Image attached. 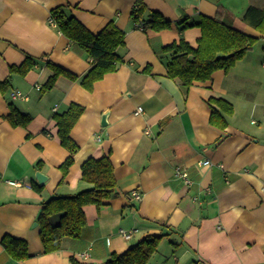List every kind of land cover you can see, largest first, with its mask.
<instances>
[{"label": "crops", "instance_id": "crops-1", "mask_svg": "<svg viewBox=\"0 0 264 264\" xmlns=\"http://www.w3.org/2000/svg\"><path fill=\"white\" fill-rule=\"evenodd\" d=\"M138 1L0 0V264H104L157 235L145 264H264V31L242 20L249 5L264 7V0H141L170 22L162 30L133 25ZM66 5L92 33L108 22L125 32L117 49L122 62L91 90L80 83L91 63L86 49L49 22L51 10ZM200 16L228 20L256 40L228 70L185 85L167 75L170 52L162 48L180 39L177 22ZM200 34L197 25L182 32L192 47ZM27 57L33 68L10 71ZM47 60L79 78L59 75L43 89L52 74ZM13 90L27 98L12 99ZM211 98L232 107L228 113L216 106L224 126L211 122ZM71 103L83 107L69 132L78 146L73 153L61 144L53 117ZM12 109L31 120L12 124ZM104 155L116 194L100 206L85 205L80 236L45 252L37 222L42 203L91 187L81 179V164ZM69 156L64 176L60 165ZM178 168L189 174L188 186ZM36 172L45 175L42 183ZM121 229L135 232L124 238ZM7 236L25 241L28 255L13 257L2 244ZM81 251L89 257L81 260Z\"/></svg>", "mask_w": 264, "mask_h": 264}, {"label": "trees", "instance_id": "trees-1", "mask_svg": "<svg viewBox=\"0 0 264 264\" xmlns=\"http://www.w3.org/2000/svg\"><path fill=\"white\" fill-rule=\"evenodd\" d=\"M130 13L133 24L141 22L142 29L162 30L170 26V22L166 21L159 12L147 10L141 0L134 5ZM50 17L53 18L55 27L61 33L86 49L90 56V68L80 77V83L86 89L91 90L95 81L101 79L107 72H114L117 65L122 62L117 49L124 46L125 32L114 22H108L98 33H92L74 17L68 5L53 8ZM242 20L250 22L257 30L263 32L264 7L249 5L242 15ZM177 24L180 39L163 47L162 51L170 52L166 64L167 75L180 79L185 85H190L197 80L210 79L214 70H228L236 64L237 59L247 53L256 40L253 36H248L234 27L232 22L220 20L217 17L200 16L194 23L180 20ZM194 25L200 27L201 34L197 45L192 47L183 38L182 32ZM34 64L33 59L27 57L20 65H11L10 71L25 74L33 68ZM45 64L52 74L42 86L43 89H50L59 75L73 80L79 78L51 61L47 60ZM209 105L212 107L211 122L224 126L226 121L216 106L230 113L231 105L218 98H211ZM82 110V106L71 103L67 110L55 113L53 116L58 126L61 144L72 153L77 150L78 146L70 138L69 132ZM8 119L12 124L22 126L31 120V116L12 109L8 114ZM71 163L72 157L69 156L60 165L64 176ZM81 179L90 183L91 187L73 195L51 197L42 203L37 222L45 252L59 249L65 237L78 238L80 236L86 221L83 210L85 205L100 206L116 194V180L109 155L86 159L81 164ZM34 188L41 190L39 185H35ZM161 237V235L152 236L136 242L121 254L112 253L104 264H145L157 249ZM2 244L17 259L28 255L26 243L21 239L7 236L2 239Z\"/></svg>", "mask_w": 264, "mask_h": 264}, {"label": "built area", "instance_id": "built-area-1", "mask_svg": "<svg viewBox=\"0 0 264 264\" xmlns=\"http://www.w3.org/2000/svg\"><path fill=\"white\" fill-rule=\"evenodd\" d=\"M49 22L51 25L56 26L53 18L49 17ZM133 25L138 29H142L141 22L140 23L135 22ZM10 96L12 99H26L27 98L26 95H24L23 93H21L20 91H17V90L11 91ZM141 111H142V108L140 106H138L136 113H139ZM204 163L208 164L209 161H204ZM175 174L179 175L183 179L185 186H188V184L190 183L191 180H190L189 174L186 171H183V170L178 168L175 170ZM10 182L17 184L13 181H10ZM132 196L136 200H140L142 198V195L138 191H133ZM194 199H196V197H194ZM134 232H135V230H132V229L131 230L121 229V230H119L118 234L123 236L124 238H130L134 234ZM79 257L81 258V260L87 259L89 257V254L87 252L81 251V253H79Z\"/></svg>", "mask_w": 264, "mask_h": 264}, {"label": "water", "instance_id": "water-1", "mask_svg": "<svg viewBox=\"0 0 264 264\" xmlns=\"http://www.w3.org/2000/svg\"><path fill=\"white\" fill-rule=\"evenodd\" d=\"M105 118H106V114L105 113H103L102 114V117H101V124L103 125H105L106 123V121H105ZM35 177H36V179H37V181L39 182V183H42L44 180H45V175H43L42 173H40V172H36L35 173Z\"/></svg>", "mask_w": 264, "mask_h": 264}]
</instances>
